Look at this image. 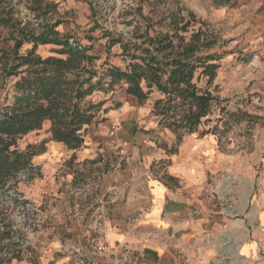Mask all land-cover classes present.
I'll return each instance as SVG.
<instances>
[{"label": "trees", "instance_id": "16d2710c", "mask_svg": "<svg viewBox=\"0 0 264 264\" xmlns=\"http://www.w3.org/2000/svg\"><path fill=\"white\" fill-rule=\"evenodd\" d=\"M146 1L141 0L137 10L146 26H137L128 36L111 32L103 36L109 51L119 46L125 69L109 65L99 71L94 65L98 58L89 53L91 48L61 32L60 3L0 0V81L3 86L9 84L13 96L12 104L0 108V202L10 198L18 204V211L33 212L28 202L19 199L18 184L41 177L33 159L45 152L48 142L62 143L69 150L84 145V128L92 126L101 112L107 113L106 101L94 100L95 93L107 96L122 84L125 93L140 103L155 94L151 114L162 131L176 137L171 153L187 135L211 121L220 108L218 98L209 86L201 88L200 84L207 80L211 86L215 81L223 59L216 52L221 41L201 28L191 32L179 0L172 3L178 8L172 9L168 0L149 2L158 16L156 21L144 18ZM21 4L32 19L19 10ZM43 46L57 48L55 55L42 56L39 48ZM230 117H241V113ZM47 122L51 123L49 138L40 145L20 148L23 137L41 130ZM9 211L0 207V264L21 261L25 252H34L22 249L21 238L16 239L18 231L8 220Z\"/></svg>", "mask_w": 264, "mask_h": 264}, {"label": "rangeland", "instance_id": "374dc122", "mask_svg": "<svg viewBox=\"0 0 264 264\" xmlns=\"http://www.w3.org/2000/svg\"><path fill=\"white\" fill-rule=\"evenodd\" d=\"M14 1L16 3L18 0ZM55 1L60 3L59 12L63 20L61 32L72 36L82 47L91 48L89 53L98 58L94 65L99 71L105 70L109 65L125 69L126 64L120 57L119 46L109 51L106 46L108 40L103 36L106 32L128 36L134 33L137 26H146V20L137 14L141 0ZM155 1L149 0L144 4V18L158 20V16L151 11L154 7L149 6V2ZM168 1L171 9L177 7L172 4L174 0ZM249 1L179 0L178 3L182 16L192 25L191 32L201 28L208 34L217 36L221 41V47L216 49V52L223 55V59L215 81L211 86L207 80L200 84L201 88L209 86L214 96L218 98L220 108L214 111L211 121L200 128L207 130L206 133L216 134L218 129L211 123L217 120L216 115L223 118L221 135L233 133L236 147L241 149H251L253 142L260 141L257 138V131L264 130V59L258 56L261 48L258 39L263 30L256 28L257 19L251 15L249 17L247 13L245 6ZM19 7L24 16L33 18L24 4ZM163 7L165 6H160ZM157 30L165 31L163 27H158ZM55 50L57 48L47 47L41 49L40 53L43 56L55 55ZM115 90L114 93L105 96L108 99L107 108L113 110L108 115V118L111 116L110 119L96 123L101 120L100 114V118L92 126L84 128L82 133L85 135V142L78 150L99 147L111 154L99 155L93 161L78 163L76 155L63 147L61 152L51 158L52 168L55 170L51 175L53 174L57 197L48 198L42 203V207H38L41 204L32 203L20 188L23 186L30 188L35 182L40 181L39 178H35L30 182H20L16 191L19 199L28 202V207L30 206L33 212L18 211V204L10 198L0 202L1 208H10L8 220L18 231L16 239L21 238L22 249L34 250L33 253L25 252L21 261L36 263L45 250L47 251L48 246L56 240L61 245V253H58V256L65 257L71 250L70 246L80 243L87 237L82 234L81 229H90L89 231L93 232L99 230L104 222L117 220L116 216L105 218L100 214L103 207L112 204L110 193L103 201L101 200L99 192L101 183L104 180L111 181L118 175L120 181L125 175H129L128 184L133 185L135 180L139 182L140 178L144 180L145 167L138 158L122 161L120 167L116 168L120 156L115 153L123 152L122 155H126L128 150L145 147L147 143L150 148L176 147V137L169 142L161 134L158 126L155 130L151 128V123L156 124L155 117L151 114L155 94L149 101L140 103L139 100L125 94L122 84L117 85ZM99 96L103 97L102 94L96 95ZM12 103L13 96L9 84L3 86L0 81V108ZM236 113H241V117L231 119L230 116ZM49 129L50 124L45 123L41 130L23 137L19 142L20 148L28 144L40 145L49 138ZM51 145L48 144L47 149L51 148ZM20 185L22 187H19ZM134 189L128 188L124 193V204L128 212L137 207L134 201H127L133 198ZM123 220L128 223L134 221V218L129 213ZM102 258L110 260L111 257ZM238 264L246 263L241 261ZM248 264H264V260L259 258V261Z\"/></svg>", "mask_w": 264, "mask_h": 264}, {"label": "crops", "instance_id": "0c3cea01", "mask_svg": "<svg viewBox=\"0 0 264 264\" xmlns=\"http://www.w3.org/2000/svg\"><path fill=\"white\" fill-rule=\"evenodd\" d=\"M248 3L245 7L249 17L256 18V28L263 30L258 39L261 42L258 56L264 59V0ZM47 47L53 46L40 47L39 53ZM97 94L102 93H95L94 100L106 101L107 113L100 114L101 120L107 121L113 110L107 108L105 95L96 97ZM215 117L217 120L211 124L217 127L216 134L199 128L187 135L174 153L169 152L171 147L150 148L148 143L128 150L126 155L115 153L120 156L116 168L122 161L138 158L145 167L144 180H135L133 185L128 184L129 175L120 181L118 175L101 183V200L110 193L112 204L103 207L100 214L105 218L116 216L117 220L106 221L93 232L81 229L87 237L70 246L65 257L58 256L61 245L56 240L36 263L12 264H114L116 261L120 264H238L241 261L248 264L259 258L263 261L264 130L257 131L260 141L253 142L251 149H241L236 147L233 133L221 135L223 118ZM47 124L51 127V123ZM157 126V121L151 123L153 130ZM160 131L167 141L175 140L170 131ZM48 144H52L49 149ZM63 147L66 146L62 143L48 142L45 152L33 159L34 166L41 169L40 181L30 188H20L32 203L41 204L38 207L58 195L51 175L55 171L51 158ZM67 150L76 155L78 163L111 154L99 147ZM128 188H135L133 198L127 199L137 204L132 212L124 204ZM129 213L134 221L127 223L123 219ZM102 244L112 250L110 260L97 252V246Z\"/></svg>", "mask_w": 264, "mask_h": 264}, {"label": "built area", "instance_id": "2783aa9c", "mask_svg": "<svg viewBox=\"0 0 264 264\" xmlns=\"http://www.w3.org/2000/svg\"><path fill=\"white\" fill-rule=\"evenodd\" d=\"M124 146L126 147L127 144H124ZM97 252L104 258L111 257L113 255L112 250H110L108 246L104 244L97 246ZM114 264H120V262L116 261Z\"/></svg>", "mask_w": 264, "mask_h": 264}]
</instances>
